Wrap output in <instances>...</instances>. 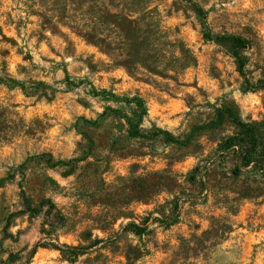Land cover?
I'll list each match as a JSON object with an SVG mask.
<instances>
[{"label": "rangeland", "instance_id": "rangeland-1", "mask_svg": "<svg viewBox=\"0 0 264 264\" xmlns=\"http://www.w3.org/2000/svg\"><path fill=\"white\" fill-rule=\"evenodd\" d=\"M97 1L0 0V264H264V168L219 162L228 124L175 141L264 121V0Z\"/></svg>", "mask_w": 264, "mask_h": 264}, {"label": "trees", "instance_id": "trees-1", "mask_svg": "<svg viewBox=\"0 0 264 264\" xmlns=\"http://www.w3.org/2000/svg\"><path fill=\"white\" fill-rule=\"evenodd\" d=\"M98 2L97 0H90V2ZM134 4L132 7H136ZM138 9V8H136ZM139 13L142 11L141 9L137 10ZM134 10H130V13H133ZM111 14L110 12H108ZM112 17L117 18L119 20H124L129 28L127 32L121 31L123 33L124 39H125V45L129 46H137L134 41L135 38H141L143 39L144 47L141 48L139 51H135L140 55L147 56L145 59H151L150 61H147L146 63L140 62V68L145 69L146 71L153 73V74H159V63L160 61L157 59L164 58L165 51L161 48L156 49V44H150L151 38H152V31L149 32L148 30H145L142 28L141 22L142 18L140 16H130V15H124L122 16L121 13L111 14ZM116 26V25H115ZM130 26H133L131 28ZM118 27V25H117ZM155 28V34H160L161 30L158 26ZM154 34V35H155ZM87 42L94 43V44H101L102 46L110 47V45L113 43L112 41L109 42V44H104L105 40H101V38H96L95 36L90 35H83ZM127 43V44H126ZM112 49V48H111ZM179 52L181 53H188V56L186 62L184 64H180L179 68L183 69L189 64L193 63V56L188 48L183 45V48H179ZM128 55V52H127ZM235 57L237 59H240V56L237 52H235ZM177 60L178 58L175 57ZM121 62H117L119 64ZM121 65V64H120ZM129 72L135 73L134 69L136 66L132 67L129 65H123ZM182 66V67H181ZM176 68V69H179ZM129 128L134 129L136 128V125L132 123L131 118H127ZM224 124H228L232 130L230 134L222 136L216 145L215 148V154L219 157V162L223 161L228 156H232L234 161L236 162V165L240 168H264V121H244L240 114L239 110L237 108V105L234 102H225L224 104H221L219 107L215 109V113L213 118L202 125H195L191 127V131L184 137L183 140H175L182 144L184 147H188L190 145H193L196 143V139L198 137V133L205 129H214L219 128ZM135 133V132H134ZM193 172H191L192 174ZM193 177L194 173H193ZM135 225V224H134ZM90 245H93L91 242L88 246H83L81 248L79 247H73V246H65L67 248V252L70 253L71 256H69L68 261L72 262L75 257L80 253V250H84L90 247ZM61 253L64 254V250H60ZM65 257V256H64Z\"/></svg>", "mask_w": 264, "mask_h": 264}]
</instances>
